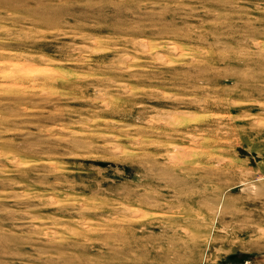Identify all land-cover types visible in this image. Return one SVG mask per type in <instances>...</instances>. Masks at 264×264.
Returning <instances> with one entry per match:
<instances>
[{
	"label": "rangeland",
	"instance_id": "obj_1",
	"mask_svg": "<svg viewBox=\"0 0 264 264\" xmlns=\"http://www.w3.org/2000/svg\"><path fill=\"white\" fill-rule=\"evenodd\" d=\"M0 264H264V0H0Z\"/></svg>",
	"mask_w": 264,
	"mask_h": 264
},
{
	"label": "bare ground",
	"instance_id": "obj_2",
	"mask_svg": "<svg viewBox=\"0 0 264 264\" xmlns=\"http://www.w3.org/2000/svg\"><path fill=\"white\" fill-rule=\"evenodd\" d=\"M178 47V46H177ZM179 48V47H178ZM157 123V122H156Z\"/></svg>",
	"mask_w": 264,
	"mask_h": 264
}]
</instances>
